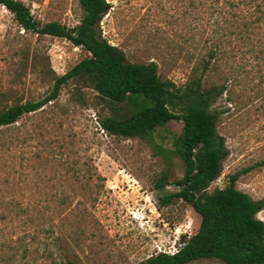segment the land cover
I'll use <instances>...</instances> for the list:
<instances>
[{
    "label": "rangeland",
    "instance_id": "1",
    "mask_svg": "<svg viewBox=\"0 0 264 264\" xmlns=\"http://www.w3.org/2000/svg\"><path fill=\"white\" fill-rule=\"evenodd\" d=\"M18 1L41 24L72 28L82 14L77 0ZM105 1L101 38L130 63H155L159 78L175 86L193 69L198 76L209 48L219 44L201 81L225 88L209 111L218 115L215 131L227 154L206 191L225 187L240 172L235 188L263 198L264 54L257 50L264 39L241 41L221 30L240 22L237 12L248 1ZM256 2L264 6V0L250 6ZM85 56L64 38L23 31L0 5V110L43 98L53 77ZM107 114L94 91L68 82L52 102L0 127V264H136L175 252L182 235L196 232L199 217L189 205L159 200L176 190L173 182L183 173L173 153L181 123H163L151 140L124 139L100 128ZM256 217L264 223V209Z\"/></svg>",
    "mask_w": 264,
    "mask_h": 264
},
{
    "label": "trees",
    "instance_id": "2",
    "mask_svg": "<svg viewBox=\"0 0 264 264\" xmlns=\"http://www.w3.org/2000/svg\"><path fill=\"white\" fill-rule=\"evenodd\" d=\"M247 1L249 5L237 12L240 22L222 27L223 37L234 35L244 41L257 34L264 39V28L260 25L264 21V6L260 2L250 6V0ZM77 2L81 18L77 25L66 28L57 22L39 23L18 0H0V5L12 14L23 31L64 38L86 52L69 70L53 77L43 98L0 110V127L12 125L22 115L52 102L68 82L96 93L108 111L98 124L108 135L151 140L157 127L179 121L181 128L173 140V153L182 163L183 173L173 182L176 190L159 200L162 204L174 199L189 205L199 217L198 228L195 233L180 237L181 245L175 252H157L136 264H189L197 260L264 264V223L256 217L264 209V197L254 200L235 188L240 172L228 176L225 187L206 191L219 175L220 162L227 154L223 138L215 131L218 115L209 111L210 104L225 88L202 85L201 81L210 59L220 50L219 44L215 42L209 48V60L201 63L198 76L193 69L185 84L175 86L159 78L155 63H130L120 49L101 38L97 28L109 9L105 0ZM235 4L228 2V7L234 8ZM257 54L262 56L264 48H258ZM155 185L163 188L164 179L159 178Z\"/></svg>",
    "mask_w": 264,
    "mask_h": 264
},
{
    "label": "built area",
    "instance_id": "3",
    "mask_svg": "<svg viewBox=\"0 0 264 264\" xmlns=\"http://www.w3.org/2000/svg\"><path fill=\"white\" fill-rule=\"evenodd\" d=\"M3 7V6H2Z\"/></svg>",
    "mask_w": 264,
    "mask_h": 264
}]
</instances>
